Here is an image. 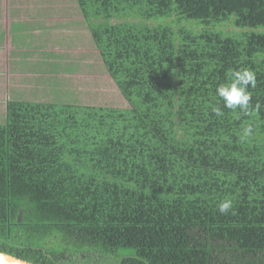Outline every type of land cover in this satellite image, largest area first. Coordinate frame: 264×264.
<instances>
[{
  "label": "trees",
  "instance_id": "trees-1",
  "mask_svg": "<svg viewBox=\"0 0 264 264\" xmlns=\"http://www.w3.org/2000/svg\"><path fill=\"white\" fill-rule=\"evenodd\" d=\"M75 1L78 26L65 38L56 27L69 20L51 21L55 41L66 48L82 31L129 107L64 104L83 163L33 178L28 154L7 148L20 117L0 120V251L34 264H264V0ZM239 67L255 72L262 107L217 117L216 86ZM42 105L32 110L49 122ZM36 113L33 142L46 130ZM226 198L235 211L221 215Z\"/></svg>",
  "mask_w": 264,
  "mask_h": 264
},
{
  "label": "rangeland",
  "instance_id": "rangeland-1",
  "mask_svg": "<svg viewBox=\"0 0 264 264\" xmlns=\"http://www.w3.org/2000/svg\"><path fill=\"white\" fill-rule=\"evenodd\" d=\"M23 3H30L28 5V10L31 11L33 14L34 20H36L39 24H50L51 21H57L67 19L68 24L66 26L58 25L56 27V30L58 34H61L65 38L66 37L63 33L65 28L69 29L70 31L74 32L75 28L78 26L76 25L72 20V17L70 15L75 14L77 11H75V7L77 6V3L75 0H22ZM39 32L51 42V44L55 41L57 33H55V30H52L48 27H39ZM77 36L80 38H76L75 41H66L68 42L67 47L65 51L67 52L68 56L67 59V67L72 69L69 71H64V74H58L55 76L58 78L59 82H62V87L65 88V91L72 92L77 98L75 103H81L86 105H92L89 106L91 108H105V106H108V108L113 107H129L126 100L122 97V95L119 93L117 87L114 85L112 79L109 77L106 71L102 69V63L98 55V51L96 48H94L92 42L90 39L84 35V33L81 31ZM18 41L17 49L20 51H28L29 45H26V42H30L32 40V37H30L29 40V33L22 34L18 32V36L16 37ZM20 40V41H19ZM51 47V45H49ZM33 49H37L34 47ZM25 51V52H26ZM36 55H33L30 60V65L32 69V77L26 75V82L23 83L24 88L28 89L29 85H33L37 83L36 78H46V73L48 72L49 81L51 85V81L54 80L53 75L51 73H55L56 65H57V58H50V70H48V66L44 70H38L37 67L34 65V62L36 61L37 57ZM88 61V62H87ZM46 65V63H44ZM9 66V65H8ZM0 67L1 65V59H0ZM34 68V69H33ZM3 69H1L2 71ZM15 71L19 72V70L15 69ZM3 75L0 76L1 82L11 81L12 83H18L22 79L19 77V75L16 76V79H9V76L4 77V71ZM106 72V73H105ZM24 76V75H21ZM31 78V81L28 79ZM24 79V78H23ZM41 80V82H42ZM45 81V80H44ZM32 82V83H31ZM63 88V89H64ZM39 93L43 94L45 93L47 95V98L50 99V97H54V92L52 90H40ZM44 96V95H43ZM40 97V96H39ZM45 96L43 97L42 101L45 103H51L48 102ZM57 98V97H56ZM54 99V98H53ZM8 102L6 103L7 106ZM6 108V107H5ZM19 112H24L23 109L18 108ZM92 110H98V109H92ZM11 112V110H10ZM69 111L65 110L63 112L64 116H68ZM11 114V113H10ZM50 114H51V122L54 124L53 128H46L45 130V139H37V141H32L30 138H28V128H24V121H25V115H20V120L16 123H18V128H7V136H13L12 140L7 141V148H16L19 151V156L21 155H27V158L25 159L28 161V165L32 166L33 169H31L30 172H33V174L30 176L33 178L34 176H37L38 171L41 172L42 170H48L52 165L56 163H61L63 160H71L73 159L74 155V162L79 160L81 163L83 161L80 159L83 158V155H79L77 152H79V147L83 146V143L81 142L79 138V132L76 127L69 126L65 128L67 122L61 121V114L57 113L56 110L53 107V110L50 108ZM104 114V110H101L97 115L101 116ZM12 115V114H11ZM130 118H134L133 116H129ZM7 119L11 120L10 124L12 125L13 119L10 117L9 112L7 114ZM17 120V119H15ZM132 122V121H131ZM131 124V123H130ZM134 125V124H131ZM8 126V125H7ZM136 126V125H134ZM3 126H0L2 128ZM9 127V126H8ZM61 132V133H60ZM60 133V139L65 140V144L62 145V142L59 143L56 141L58 139ZM148 135V134H147ZM1 142L4 143L2 140V137H0ZM56 140V141H55ZM146 141H144V147H147ZM37 143V144H35ZM148 145L151 146V142H147ZM39 145H42V147H39ZM77 145L78 147H76ZM20 148V149H19ZM43 153L44 155L41 157L44 161V163L40 164V158H34L35 153L34 152ZM53 151L59 152V154L52 153ZM80 157H79V156ZM39 156V155H37ZM149 155H144L142 160L144 158H147ZM40 157V156H39ZM29 166V168H30ZM149 166V164H147ZM140 169H134L138 170L141 173L146 171L145 167L139 166ZM142 169V170H141ZM148 170V169H147ZM169 170V169H168ZM174 171V167H172V170ZM193 172L188 173L191 175ZM200 174H205L204 172H199ZM188 175V176H189ZM187 176V174H186ZM126 216V221L131 220V216L128 214L130 213L129 210L125 209L123 212Z\"/></svg>",
  "mask_w": 264,
  "mask_h": 264
},
{
  "label": "crops",
  "instance_id": "crops-1",
  "mask_svg": "<svg viewBox=\"0 0 264 264\" xmlns=\"http://www.w3.org/2000/svg\"><path fill=\"white\" fill-rule=\"evenodd\" d=\"M29 4V2L27 4L23 3L22 0H0V59L2 65V67H0V76L3 75L2 71H4V77L9 76V79H16L17 75L22 78L15 84L11 81H6L4 83L0 81V120H2L1 123L6 122V124L11 122V120L6 118L8 112L13 119V122L15 119L19 118L20 115H25V121L23 123L24 128H28L32 125L31 122H34L35 116L33 113H38V111H33L32 107L37 108L38 104L40 107L43 106L42 104L47 106L43 107L45 108L44 112L46 114L49 113L47 109L49 107H54L59 114L60 111L63 110L62 108L66 106L64 104H69L67 106H71L72 104L83 107L92 106L75 103L77 97L72 92L65 91V88L62 87V82H59L58 78L55 76V74L58 75L59 73L64 74V57L62 53L66 52L65 45H62L57 41H54L51 44V42L39 32V27H48V25H43V23L39 24L38 22L34 23L33 20L35 17L33 18V14L28 10ZM18 32L22 34L28 32L29 40L30 37H32L30 42H26V45L28 44L30 47L28 51H20L17 49V47H19V43L16 39ZM49 45H51V47H49ZM34 47L37 49H33ZM50 51H55L57 56L50 54L51 57H49L48 53H50ZM33 55H36V60L41 61L42 70L43 62L46 63L45 67H47L50 58H57L55 73H51L54 78V80L51 81V85L49 84L50 76H48L47 72L46 78H44L45 81L42 80V78H36L37 83L29 85L28 89L24 88L26 83L24 84L23 82L26 80V75L28 74V76L32 77L30 60ZM1 69L3 70L1 71ZM15 69L19 70V72L15 71ZM28 79L31 81V78ZM43 89L52 90L54 92V97L48 99L45 93L41 94L38 92ZM43 95L48 99V102L51 103H45L42 101L44 97ZM7 102L8 104L6 106ZM18 108L23 109L24 112H19L17 110ZM40 113H43V111ZM39 119L40 122H38L39 124L37 125H42L44 128H53L54 124L51 121L47 122V119L45 121V118L41 115H39ZM15 128H18V123H16ZM60 140V136H58L57 142Z\"/></svg>",
  "mask_w": 264,
  "mask_h": 264
},
{
  "label": "clouds",
  "instance_id": "clouds-1",
  "mask_svg": "<svg viewBox=\"0 0 264 264\" xmlns=\"http://www.w3.org/2000/svg\"><path fill=\"white\" fill-rule=\"evenodd\" d=\"M257 84L256 74L248 67H239L232 70L226 83H219L215 89V95L220 103L212 106V112L221 117L224 115L223 109H230L240 114H248L253 107L257 111L262 107L257 101L253 105V94L250 89H254ZM253 133V126L246 125L241 131V140H246ZM217 211L221 215L232 214L234 202L230 198L222 199L217 204Z\"/></svg>",
  "mask_w": 264,
  "mask_h": 264
},
{
  "label": "water",
  "instance_id": "water-1",
  "mask_svg": "<svg viewBox=\"0 0 264 264\" xmlns=\"http://www.w3.org/2000/svg\"><path fill=\"white\" fill-rule=\"evenodd\" d=\"M0 264H34L32 262L22 260L11 254L0 251Z\"/></svg>",
  "mask_w": 264,
  "mask_h": 264
}]
</instances>
